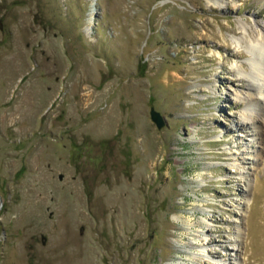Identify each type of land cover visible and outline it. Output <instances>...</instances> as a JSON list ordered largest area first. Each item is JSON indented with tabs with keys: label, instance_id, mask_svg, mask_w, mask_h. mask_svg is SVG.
Listing matches in <instances>:
<instances>
[{
	"label": "rangeland",
	"instance_id": "rangeland-1",
	"mask_svg": "<svg viewBox=\"0 0 264 264\" xmlns=\"http://www.w3.org/2000/svg\"><path fill=\"white\" fill-rule=\"evenodd\" d=\"M255 22L264 0H0V264H264V96L232 43Z\"/></svg>",
	"mask_w": 264,
	"mask_h": 264
},
{
	"label": "bare ground",
	"instance_id": "bare-ground-1",
	"mask_svg": "<svg viewBox=\"0 0 264 264\" xmlns=\"http://www.w3.org/2000/svg\"><path fill=\"white\" fill-rule=\"evenodd\" d=\"M213 3L221 5L222 0H213ZM253 25L242 23V34L238 37H232V43L236 47H243L250 56V66L247 67L246 71V76L250 81L248 86L251 90L250 97L256 103H260L257 96H264V86L259 84V82H264V32L256 22Z\"/></svg>",
	"mask_w": 264,
	"mask_h": 264
},
{
	"label": "water",
	"instance_id": "water-1",
	"mask_svg": "<svg viewBox=\"0 0 264 264\" xmlns=\"http://www.w3.org/2000/svg\"><path fill=\"white\" fill-rule=\"evenodd\" d=\"M150 118L155 123L158 129H160L164 125L163 117L154 109L150 110Z\"/></svg>",
	"mask_w": 264,
	"mask_h": 264
}]
</instances>
